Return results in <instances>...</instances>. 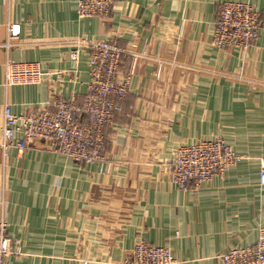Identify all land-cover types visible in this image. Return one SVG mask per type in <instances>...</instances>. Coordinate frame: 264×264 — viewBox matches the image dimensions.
I'll return each mask as SVG.
<instances>
[{
    "label": "crops",
    "instance_id": "crops-1",
    "mask_svg": "<svg viewBox=\"0 0 264 264\" xmlns=\"http://www.w3.org/2000/svg\"><path fill=\"white\" fill-rule=\"evenodd\" d=\"M225 1L260 13L246 51L213 44ZM79 3L0 0V216L23 252L6 264H123L140 240L171 248L178 264H224L223 254L255 244L264 229V0H114L108 16L86 18ZM10 25L20 36L7 48ZM79 37L136 43L149 55L123 66L131 87L106 130L105 159L76 162L41 141L5 157L6 105L21 114L55 97L82 101L90 51L75 46ZM7 58L47 75L6 86ZM217 137L240 161L199 187L175 186V149Z\"/></svg>",
    "mask_w": 264,
    "mask_h": 264
},
{
    "label": "built area",
    "instance_id": "built-area-1",
    "mask_svg": "<svg viewBox=\"0 0 264 264\" xmlns=\"http://www.w3.org/2000/svg\"><path fill=\"white\" fill-rule=\"evenodd\" d=\"M113 6L114 0H80L79 14L83 18L106 17ZM259 33L260 13L252 3L225 1L219 5L213 30V44L218 49L246 51L258 40ZM19 36L20 26L10 25L7 48L16 45ZM73 43L86 46L90 51L91 78L82 101L77 97H55L43 107L21 114H14L6 105L1 145L5 157L12 147L24 151L41 141L76 162L105 159L106 130L120 109L119 102L127 97L131 87L132 70L122 74L123 66L127 59L134 65L140 59H148L149 55L145 50L139 51L136 43L123 47L117 42L87 37H79ZM78 54V50L73 49L71 58L77 61ZM5 70L6 86L39 84L47 75L37 62L11 58H7ZM239 161L234 148L221 137L182 144L175 149L172 183L181 189L199 187L215 177H224ZM260 180L264 185V170ZM22 253L21 246L9 234L8 221L0 216V264H6L9 255ZM222 260L224 264H264V229L255 244L235 247L223 254ZM123 264H178V261L171 248L140 241Z\"/></svg>",
    "mask_w": 264,
    "mask_h": 264
},
{
    "label": "rangeland",
    "instance_id": "rangeland-1",
    "mask_svg": "<svg viewBox=\"0 0 264 264\" xmlns=\"http://www.w3.org/2000/svg\"><path fill=\"white\" fill-rule=\"evenodd\" d=\"M230 145H231V144H230ZM231 146H232V145H231ZM234 151H235V150H234ZM238 156H239L240 158L242 157V155H239V154H238ZM228 173H229V172H228ZM228 173H227V174H228ZM227 174H226V175H227ZM226 175H225V176H226ZM140 241H143V240H140ZM140 241H137L136 243H138V242H140ZM135 245H136V244H135ZM135 245H134V246H135ZM162 247H164V246H162ZM133 248H134V247H133ZM130 257H131V255L129 256V258H130ZM129 258H126V259L124 260V262L127 261ZM124 262H123V263H124ZM84 264H87V263L85 262Z\"/></svg>",
    "mask_w": 264,
    "mask_h": 264
}]
</instances>
